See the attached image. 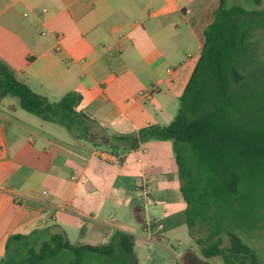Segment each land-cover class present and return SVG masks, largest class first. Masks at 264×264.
I'll list each match as a JSON object with an SVG mask.
<instances>
[{
    "label": "crops",
    "instance_id": "0c3cea01",
    "mask_svg": "<svg viewBox=\"0 0 264 264\" xmlns=\"http://www.w3.org/2000/svg\"><path fill=\"white\" fill-rule=\"evenodd\" d=\"M218 3L0 0V59L51 102L78 92L75 110L102 131L70 141L33 130L17 98L0 99V258L10 235L42 228H75L76 245L121 231L165 248L168 231L186 223L171 141L123 150L115 136L173 120Z\"/></svg>",
    "mask_w": 264,
    "mask_h": 264
},
{
    "label": "trees",
    "instance_id": "16d2710c",
    "mask_svg": "<svg viewBox=\"0 0 264 264\" xmlns=\"http://www.w3.org/2000/svg\"><path fill=\"white\" fill-rule=\"evenodd\" d=\"M260 29L264 9L247 10L219 0L173 120L115 136L124 142L123 150L149 140L171 141L189 235L202 256H219L224 264H262L257 249L242 235L264 224V89L262 72L253 85L246 66L257 56L250 38ZM7 96L44 121L85 132L87 118L75 110L82 99L78 92L51 102L0 59V99ZM120 248L134 255L125 232L93 246L72 244L62 231L42 228L10 235L0 264H102Z\"/></svg>",
    "mask_w": 264,
    "mask_h": 264
},
{
    "label": "rangeland",
    "instance_id": "374dc122",
    "mask_svg": "<svg viewBox=\"0 0 264 264\" xmlns=\"http://www.w3.org/2000/svg\"><path fill=\"white\" fill-rule=\"evenodd\" d=\"M211 1L212 0H209L210 3ZM215 3H217V0H215ZM226 3L227 6L240 5L247 10L264 9V0H260L259 3H255L254 0H226ZM250 40L252 41L253 49L256 52L257 56L254 55L252 57V60L249 61L246 66L252 73L251 83L253 85V79L255 77H258L259 72H262V85L260 86V88L264 89V29L255 30ZM259 58H261L263 62H260V64L258 65L257 59ZM178 104L180 105V102ZM18 110L19 112H22V114L29 116V118L33 120L30 122L33 127L31 128L33 130L34 128L39 129L38 126L40 127V125L42 124L44 128L50 130L51 132H56L65 139L73 141V135L65 126L50 121H44L38 118L36 115L29 113L23 109L19 108ZM83 128L85 129V132H80V129L78 131L80 135H86V132H94L96 137L95 139L98 138L99 132H102L99 129L98 125H96L92 121H85ZM250 231L251 232L248 233L249 235L243 232V238L250 246H253L257 249L259 260L262 264H264V224ZM79 234L80 231L73 228L71 231L68 230L66 237L69 238V241L71 243H77L75 237ZM166 236L169 239H167L168 243L163 245L165 248L154 247L156 246L154 243L147 246L133 244L134 255H129L120 248L117 250L118 253H116L113 257L104 260L102 264H224L221 257L219 256L210 258H205L204 256H202L199 245L189 235L186 223L177 226L173 230H169ZM177 241H181L180 249H183V253L179 257H176L175 253V255L172 254V250L174 249L172 248L173 243ZM146 254H148L149 257L150 255L152 256L151 261H149V259H146L145 262L144 260H142V257Z\"/></svg>",
    "mask_w": 264,
    "mask_h": 264
},
{
    "label": "built area",
    "instance_id": "2783aa9c",
    "mask_svg": "<svg viewBox=\"0 0 264 264\" xmlns=\"http://www.w3.org/2000/svg\"><path fill=\"white\" fill-rule=\"evenodd\" d=\"M172 72H173V69L169 67V68L167 69V73H168V74H172ZM150 95H151V93H150V92H147V96H150Z\"/></svg>",
    "mask_w": 264,
    "mask_h": 264
}]
</instances>
